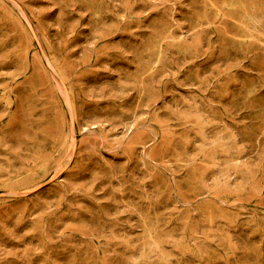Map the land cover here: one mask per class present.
I'll use <instances>...</instances> for the list:
<instances>
[{
  "label": "rangeland",
  "instance_id": "obj_1",
  "mask_svg": "<svg viewBox=\"0 0 264 264\" xmlns=\"http://www.w3.org/2000/svg\"><path fill=\"white\" fill-rule=\"evenodd\" d=\"M0 264H264V0H0Z\"/></svg>",
  "mask_w": 264,
  "mask_h": 264
}]
</instances>
